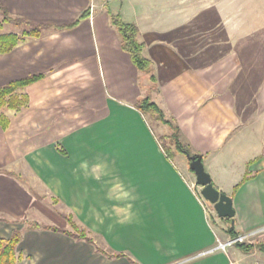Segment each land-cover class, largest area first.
Masks as SVG:
<instances>
[{"label":"crops","instance_id":"1","mask_svg":"<svg viewBox=\"0 0 264 264\" xmlns=\"http://www.w3.org/2000/svg\"><path fill=\"white\" fill-rule=\"evenodd\" d=\"M154 1L135 0L131 14H115L139 29L157 82L151 90L112 25L113 0H0L11 16L35 24L76 23L0 54V87L44 76L25 89L28 107L5 111L10 124L0 128V219L10 220H0V239L22 230L18 264H264L263 251L242 255L237 246L198 257L219 240L209 203L186 157L179 155L180 168L163 151L158 138L168 126L154 127L138 109L147 97L159 106L213 185L232 198L230 224L239 235L260 230L253 241L264 245V43L254 40L240 0L215 2L213 42L188 5L164 10ZM0 17V34H22ZM36 209L56 215L51 226L60 228L68 227L61 213L71 214L96 246L126 257L29 228L24 220Z\"/></svg>","mask_w":264,"mask_h":264},{"label":"trees","instance_id":"2","mask_svg":"<svg viewBox=\"0 0 264 264\" xmlns=\"http://www.w3.org/2000/svg\"><path fill=\"white\" fill-rule=\"evenodd\" d=\"M89 10L82 13L79 20L87 17ZM0 14L5 23L14 24L24 28L21 35L17 34H0V54H6L13 51L18 45L25 42L28 38H39L43 35L44 30L53 29L56 31H63L65 29L72 28L76 25L71 26H52V25H41L35 24L28 20L13 17L10 13L0 4ZM112 25L116 28L118 33L121 36L122 48L130 55L132 63L136 68L144 72L151 81L150 89L157 88L156 78L154 76V70L152 67L151 61H149L144 56L145 45L139 40V29L134 23L125 22L119 15H111ZM44 76H31L26 79L16 80L10 82L9 84L0 87V128L7 129L10 124V119L8 115L5 114V111H14L19 112L27 108L29 105L28 95L25 93V89L41 80ZM138 109L145 116H152L156 121L161 122L163 125L168 126L170 132L167 135L160 136L159 142L170 159H175L177 155H183L187 159L188 165H190V160L187 158V155L199 157L196 154H192L188 148L183 144L179 129L166 118L163 111L159 106L152 102L150 98H144L138 103ZM193 172V171H192ZM250 179V175L247 174L244 179L239 183L234 190V193L247 181ZM62 217L68 223L67 228H60L57 226L51 225H40L33 223H26L27 226L31 229H43L46 231H53L57 233H62L68 237H71L75 240L85 241L93 246L97 252L105 255L111 259H118L126 257L125 253L122 252H108L102 248L96 246L94 238L92 237L91 232L83 227L78 225L73 216L61 213ZM5 220V219H0ZM230 222L235 221L233 219H228ZM230 237L236 238L239 236V233L236 231L234 225L228 228ZM23 238V232L21 229H14L9 239H0V264H18L22 260L23 256L18 252V246L21 243ZM242 251L246 253H251L255 249H259L264 252V245H247L245 243L237 244ZM135 264V263H134Z\"/></svg>","mask_w":264,"mask_h":264},{"label":"rangeland","instance_id":"3","mask_svg":"<svg viewBox=\"0 0 264 264\" xmlns=\"http://www.w3.org/2000/svg\"><path fill=\"white\" fill-rule=\"evenodd\" d=\"M216 1L218 0H156L154 1V4L159 9H164V10L179 9L183 5L185 7L188 5L192 14L194 15L195 20L200 21L202 24L205 22L207 30H211V33L209 34L208 32L207 34L208 42H213L215 40L216 30L219 27V25H216L215 19L212 15L214 13V9H215L214 5ZM134 4H135V0H113V3H111L112 14L114 15L116 13L119 14L117 11H119L120 9H122L123 12L131 14V12L134 9ZM242 7L249 9V13H250L249 17L252 18V23L254 24V28H253V30L255 31L254 40L261 44L264 43V0H240V9ZM126 18L128 19L127 21L130 20L128 16H126ZM0 20H1V17H0ZM6 27L10 31H14L16 28V26L13 24H7ZM230 28H231L230 22L223 24V30L228 31L227 32L228 35L230 34V31H231ZM219 32L220 31H217V34H219ZM227 34H224V36H226ZM148 120L156 128L158 126L157 123L162 124L161 122L154 120L152 116H148ZM160 136H163V135H159V137ZM174 161L180 168H183L186 162L184 157H181L179 155L175 157ZM49 210H52L51 212H53V214L54 212H56L53 205L51 206V209ZM208 216L210 219V223L212 224L214 230L216 231L218 239L221 242H225L229 238H232L230 237L229 232H228V228L231 226L230 221L227 219H219L216 214V211L214 210V207L211 204H209ZM56 218H58L56 215H53L49 218L48 216L42 214L40 210L36 209L30 214H28V217L24 221L25 223H33V224H40V225L41 224L42 225H45V224L58 225ZM3 219H5L6 222L10 221V220H7L6 218H3ZM256 236L257 237L259 236V238L261 237L259 234ZM247 241H245L246 242L245 244L251 245V246H255V245L257 246L255 241L253 240H250L249 242ZM240 254L244 255L245 253L243 251H240ZM242 263L243 262L238 261V262H235L234 264H242Z\"/></svg>","mask_w":264,"mask_h":264},{"label":"water","instance_id":"4","mask_svg":"<svg viewBox=\"0 0 264 264\" xmlns=\"http://www.w3.org/2000/svg\"><path fill=\"white\" fill-rule=\"evenodd\" d=\"M187 158L190 160L189 167L196 177L197 184L202 188L200 193L203 199L214 207L219 218L233 219L235 217V210L232 198L220 192L213 185L211 177L206 171L200 157L187 155Z\"/></svg>","mask_w":264,"mask_h":264},{"label":"built area","instance_id":"5","mask_svg":"<svg viewBox=\"0 0 264 264\" xmlns=\"http://www.w3.org/2000/svg\"><path fill=\"white\" fill-rule=\"evenodd\" d=\"M193 187H196V184H194ZM259 232L260 230H257V231L250 232L245 235H239L236 238H229L225 242H221L220 240H218L215 249H213L212 251H208V252H202L201 254L198 255V257L207 255L210 252H213L215 250L226 252L229 248L235 247L239 243H246L245 241L247 240H248L247 242H249L250 240H253Z\"/></svg>","mask_w":264,"mask_h":264}]
</instances>
